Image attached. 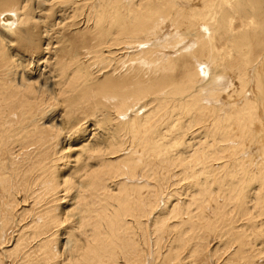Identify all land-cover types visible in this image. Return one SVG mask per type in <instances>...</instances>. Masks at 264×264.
<instances>
[{
	"label": "bare ground",
	"instance_id": "1",
	"mask_svg": "<svg viewBox=\"0 0 264 264\" xmlns=\"http://www.w3.org/2000/svg\"><path fill=\"white\" fill-rule=\"evenodd\" d=\"M206 262L264 264V0H0V264Z\"/></svg>",
	"mask_w": 264,
	"mask_h": 264
},
{
	"label": "rangeland",
	"instance_id": "2",
	"mask_svg": "<svg viewBox=\"0 0 264 264\" xmlns=\"http://www.w3.org/2000/svg\"><path fill=\"white\" fill-rule=\"evenodd\" d=\"M13 37L15 38V36L13 35ZM16 44V43H15ZM40 45H42V44H40ZM15 47H17L16 45H15ZM44 47V46H43ZM23 48H14V50H12L10 53H12L13 55L14 54H17V55H19V51L21 52V56H22V59L23 60H30L31 58H35L34 56H29V54H27V52L25 51V52H23V50H22ZM51 118H54V120H58L57 119V116H54V115H48V117L46 118H43L42 120V122L43 123H45V124H48V120H52ZM80 120H82V117H78ZM84 121H82L81 123H83ZM91 125H92V122H88V123H86V125L84 124L83 126H85V127H89V129H91ZM91 133H93V132H91ZM68 140H70V139H68ZM67 140V141H68ZM65 146V145H64ZM66 148V147H65ZM73 152H69V153H67L69 156H73V154H72ZM205 264H209L208 262H206Z\"/></svg>",
	"mask_w": 264,
	"mask_h": 264
}]
</instances>
